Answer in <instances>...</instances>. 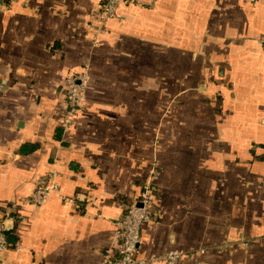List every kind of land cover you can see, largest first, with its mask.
<instances>
[{
	"label": "crops",
	"instance_id": "1",
	"mask_svg": "<svg viewBox=\"0 0 264 264\" xmlns=\"http://www.w3.org/2000/svg\"><path fill=\"white\" fill-rule=\"evenodd\" d=\"M104 1L1 0L0 219L19 214L0 264H98L151 167L137 256L264 264V0L124 1L92 45ZM82 69L58 139L62 79ZM53 167L58 191L34 208Z\"/></svg>",
	"mask_w": 264,
	"mask_h": 264
},
{
	"label": "built area",
	"instance_id": "2",
	"mask_svg": "<svg viewBox=\"0 0 264 264\" xmlns=\"http://www.w3.org/2000/svg\"><path fill=\"white\" fill-rule=\"evenodd\" d=\"M124 1L139 3L140 0H105L103 5L93 14L94 27L91 37V44L96 45L100 35L107 33V23L117 15L119 3ZM260 1V0H251ZM1 5V0H0ZM86 70L77 72L70 71L62 79L63 82V116L60 122L63 132L66 131L73 115L77 112L82 94L88 85ZM152 178L146 177L140 184L138 195L127 203L120 215L115 220L114 249H107L98 264H176L184 257L194 254L180 249H168L161 254H151L146 257L137 256L140 243L141 228L145 223L154 220L153 206L156 204V194ZM58 191L57 171L51 168L38 181L35 188L29 193L26 202L37 208L44 204L51 193ZM62 199L80 209L82 205L73 197H62ZM8 221L12 224L14 217L5 215L0 219V255L8 248V241L5 230L8 228Z\"/></svg>",
	"mask_w": 264,
	"mask_h": 264
},
{
	"label": "trees",
	"instance_id": "3",
	"mask_svg": "<svg viewBox=\"0 0 264 264\" xmlns=\"http://www.w3.org/2000/svg\"><path fill=\"white\" fill-rule=\"evenodd\" d=\"M62 133H63V129H62V126L60 125V123H59V128H58V130H57V134H56V138H58V139H60L61 138V135H62ZM35 148V146L34 145H31V144H25V145H22L21 147H20V152H23V153H27V152H29L30 150H33ZM146 177L147 176H145L144 178H142L140 181H139V184H142L143 182H144V180L146 179ZM140 189V188H139ZM28 197H26V199H27ZM117 200H119V201H125V202H127L129 199L127 198H118ZM130 202V201H129ZM128 202V203H129ZM127 204V203H126ZM19 213H12V214H10L11 216H13V217H17V215H18ZM10 229H12V227L10 226V227H8V228H6V230H5V234H7V232L10 230Z\"/></svg>",
	"mask_w": 264,
	"mask_h": 264
},
{
	"label": "rangeland",
	"instance_id": "4",
	"mask_svg": "<svg viewBox=\"0 0 264 264\" xmlns=\"http://www.w3.org/2000/svg\"><path fill=\"white\" fill-rule=\"evenodd\" d=\"M120 4H121V3H119V6H120ZM102 5H103V4H101L100 6H102ZM119 6H118V9H119ZM117 15H118V11H117ZM117 15H116V17H117ZM116 17H115V18H116ZM115 18H114V19H115ZM111 20H113V19H111ZM111 20L108 21V23H107V27H109L108 25H109V23H110ZM82 96H83V95H82ZM81 100H82V99H81ZM80 102H81V101H80ZM79 108H80V105H79ZM79 108H78V110H79ZM78 110H77V111H78ZM76 113H77V112H76ZM76 113H75V114H76ZM75 114H74L73 117H72L73 119H74ZM62 116H63V115H62ZM73 119L71 120L72 122L70 123V126H71V124L73 123ZM155 171H156V168H154V167L152 168V167H151V171H150V173H146L145 176H148V177L152 178V181L154 182V174H155L154 172H155ZM30 193H31V192H30ZM28 195H29V194H28Z\"/></svg>",
	"mask_w": 264,
	"mask_h": 264
}]
</instances>
